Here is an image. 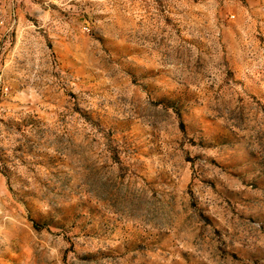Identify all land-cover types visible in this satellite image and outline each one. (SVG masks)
<instances>
[{"label":"rangeland","instance_id":"1","mask_svg":"<svg viewBox=\"0 0 264 264\" xmlns=\"http://www.w3.org/2000/svg\"><path fill=\"white\" fill-rule=\"evenodd\" d=\"M0 264H264V0H0Z\"/></svg>","mask_w":264,"mask_h":264}]
</instances>
